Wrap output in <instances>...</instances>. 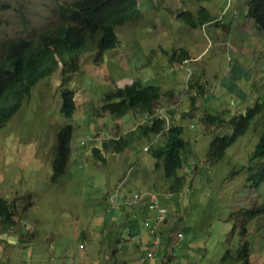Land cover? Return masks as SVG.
Segmentation results:
<instances>
[{
    "label": "rangeland",
    "instance_id": "obj_1",
    "mask_svg": "<svg viewBox=\"0 0 264 264\" xmlns=\"http://www.w3.org/2000/svg\"><path fill=\"white\" fill-rule=\"evenodd\" d=\"M74 1L0 0V57L9 41L35 39L53 27L60 7ZM234 1L237 16H221L228 0H139L142 18L116 27L115 50L107 51L100 62L95 48L79 55L80 69L68 85L76 94L73 120L60 111L62 65L34 87L31 98L0 129V198L17 205V227L0 231V264H82L83 258L86 264H104L113 255L122 264H141L147 248L141 253L130 231L149 235L145 222L153 223L155 212L144 205L131 211L121 203L122 195L143 192L157 196L168 210L165 223L156 228L167 247L163 243L161 252L143 264H240L244 242L250 263H264V216L251 220L242 237L237 214L264 202V183L253 187L252 179L260 161H250L264 131V112L222 161L211 164L206 158L213 137L232 134L227 123L231 118L264 103V32H237L245 19V1ZM201 6L209 9L210 18L221 16L219 26L192 29L177 19L179 12H195ZM248 45L256 47L254 62L244 56ZM160 47L169 53L181 47L188 54V84L187 71L177 69ZM135 80L165 90L157 108L176 105L168 117L183 128L182 138L191 144L179 171L185 182L177 193L170 190L163 166L157 169V161L145 150L150 146L146 140L136 136L123 153L103 152L105 162L92 155L104 141L137 132L144 124L139 113L119 121L101 110L105 94ZM190 111L192 117H186ZM210 114L219 115L223 124H204ZM67 123L74 126L70 161L64 177L53 184L56 137ZM161 142L163 137L158 145ZM184 231L189 234L179 239Z\"/></svg>",
    "mask_w": 264,
    "mask_h": 264
},
{
    "label": "trees",
    "instance_id": "obj_2",
    "mask_svg": "<svg viewBox=\"0 0 264 264\" xmlns=\"http://www.w3.org/2000/svg\"><path fill=\"white\" fill-rule=\"evenodd\" d=\"M246 5L248 7L246 17L254 20L258 30L264 32V0H246ZM205 11L203 8L200 9L196 19L189 11L179 13L178 17L188 25L198 27L212 21L209 15L205 17L206 19L204 18ZM140 18L142 14L138 10V0H76L68 5H62L58 13L59 22L37 38H17L9 41L0 57V129L20 111L24 101L31 97L33 88L41 80L53 75L60 64H62L60 111L66 120H73L76 111L75 92L68 85L73 80V75L80 69L79 55L95 47L98 49L96 61H100L103 54L115 48L119 42L114 28ZM244 20L236 29L242 36L248 30L253 33V29ZM234 45L239 51V45L235 43ZM246 50L244 56L251 57L249 60L254 62L256 47L248 45ZM185 53L184 51L174 52L172 57L183 60L188 55ZM163 95L160 88L144 86L137 80L105 94L101 110L114 119L120 120L129 113L151 114V118L139 126L137 132L132 131L121 137L104 141L99 148L92 150V155L95 159L105 162L103 152L123 153L132 147L136 136L137 140H146L150 143V146L146 147L147 153H150L157 161V169L163 166L165 177L171 183L170 190L177 193L185 182V177L181 176L179 171L183 168L186 157L191 153V144L182 138L183 128L175 124L173 119L170 121L167 114L169 110L161 108L160 112H155ZM191 112H188L186 117H192ZM263 112L264 103L257 102L244 114L231 118L227 123L231 127L232 134H218L212 138L206 152L208 161L211 164L222 161L228 148L248 132L254 119ZM223 122L219 115H208L203 119L206 125H222ZM73 134L72 123L64 125L57 134L52 166L53 175L50 180L53 184L60 182L66 173L71 156ZM157 137L158 141L153 143ZM161 137L164 138V142L158 145ZM250 161L251 163L260 161L257 173L252 175L253 187H258L264 183V131L259 137ZM16 209L15 201L8 202L0 198V231L2 233L10 232L17 227V221L14 218ZM237 214L242 218L240 236L244 237L247 234V224L257 217L264 216V202L260 206L240 210ZM153 220L152 224L155 223L156 218ZM149 238L153 240L154 236L149 233ZM151 249L155 250V254L159 252L156 246H151ZM168 254L166 249L165 256L169 260ZM228 256L227 253L225 258ZM238 259L241 261L240 264H251L246 242L239 250ZM147 260L150 259H145Z\"/></svg>",
    "mask_w": 264,
    "mask_h": 264
},
{
    "label": "clouds",
    "instance_id": "obj_3",
    "mask_svg": "<svg viewBox=\"0 0 264 264\" xmlns=\"http://www.w3.org/2000/svg\"><path fill=\"white\" fill-rule=\"evenodd\" d=\"M195 1V0H194ZM229 1V4H228V6L226 7V8H224L223 10H222V12H221V16H224L225 14H229L230 12H232V14L233 15H235V16H237V14L239 13V9L236 7V1H234L233 2V0H228ZM245 1V3H244V7H246L247 8V11H248V7H247V5H246V0H244ZM196 2H198V1H196ZM203 2H206V1H203ZM199 3H201V2H199ZM138 5H139V0H138ZM244 7H243V9H244ZM205 9L206 11H205V13H204V18L205 17H207V15H209V11L207 10V7H203V6H201L198 10H196L195 12H192L191 11V13L194 15V18L196 19L197 18V15H198V13H199V10L200 9ZM231 8H233L235 11H236V13H233V11H230L231 10ZM138 10H139V8H138ZM245 10V9H244ZM140 11V10H139ZM247 11H246V16H247ZM181 12H183V11H181ZM181 12H179V13H181ZM190 12V11H189ZM178 13V14H179ZM142 14V13H141ZM178 14H177V17H178ZM221 16L220 17H215L213 14L211 15V19H212V21L211 22H209V23H207V24H203V25H200V26H198V27H202V28H205V27H210V26H212V25H216V23H218L217 21H221L222 22V18H221ZM247 18V17H246ZM179 21L181 20L182 22H184L182 19H180L179 17L177 18ZM206 19V18H205ZM249 19V18H248ZM251 20V19H250ZM208 21V20H207ZM206 21V22H207ZM253 22H254V24H255V21L254 20H252ZM58 22H59V19H58ZM216 22V23H215ZM185 23V22H184ZM187 26H189L190 28H192V29H196V28H198V27H192V26H190V25H188L187 23H185ZM126 25V24H125ZM256 25V24H255ZM124 26V25H123ZM116 27H121V26H116ZM116 27L114 28L115 29V33H116V35H117V32H116ZM256 28H257V26H256ZM253 31H254V29H253ZM259 35H262L263 34V32L262 31H259L258 30V28H257V31H256ZM188 35H189V33H188ZM263 36H264V34H263ZM117 37H118V35H117ZM118 40H119V38H118ZM118 44H119V42H118ZM118 44H117V46H118ZM117 46L115 47V48H113V50H115L116 48H117ZM92 48H95V47H92ZM91 48V49H92ZM95 49H97V48H95ZM110 50H112V49H110ZM160 50L161 51H163L164 52V54L165 55H167L168 57H170V61L171 62H173V65H175L176 66V68L177 69H179V70H185V71H187V79H186V83L188 84L189 83V81H190V78H191V76H192V73H191V71L189 70V68H188V65L190 64L189 63V60H190V58L189 57H185L183 60H181V59H179V57H176V58H174L173 59V54H174V52H180V51H183V48H181V47H175V49L171 52V53H169V50H167V49H165V48H163V47H160ZM107 51H109V50H107ZM106 51V52H107ZM105 52V53H106ZM105 53L103 54V57H102V59L100 60V61H102L103 60V58H104V55H105ZM168 53V54H167ZM84 54V53H83ZM97 54H98V49H97V53H96V56H97ZM177 56V55H176ZM256 56V55H255ZM192 60V59H191ZM99 61V62H100ZM176 62H178L179 64H177ZM60 65H62V64H60ZM59 65V66H60ZM174 67V66H173ZM172 67V68H173ZM59 69V68H58ZM57 72V71H56ZM52 76V75H51ZM44 80V79H43ZM42 81V80H41ZM62 82V81H61ZM142 82V81H141ZM127 85V84H126ZM144 85V84H143ZM145 86V85H144ZM34 89V88H33ZM187 91H188V86L187 87H185V89L183 90V92H182V95L180 96V97H178V99L180 100V99H183V97H184V95L187 93ZM163 92V94H164V91H162ZM32 95V94H31ZM61 95V94H60ZM76 95V94H75ZM31 98V97H30ZM30 98H28V99H30ZM162 98H163V96H162ZM161 98V99H162ZM28 99H26L25 101H27ZM24 101V102H25ZM75 102H76V100H75ZM24 104V103H23ZM62 106V105H61ZM102 108V107H101ZM165 109V108H164ZM76 110H77V105H76ZM160 110H161V108H156L155 109V112H157V111H159L160 112ZM168 110V109H167ZM76 112V111H75ZM109 115V114H108ZM211 115V114H210ZM151 118V114H145L144 115V120H145V122L146 121H148L149 119ZM117 120H119V119H117ZM120 121V120H119ZM144 122V123H145ZM60 131V130H59ZM157 136H159V135H157ZM56 139H57V137H56ZM156 141H158V137H157V139L156 140H154V142L153 143H155ZM145 150L147 151V149L145 148ZM144 193H150V192H143L142 194H144ZM137 194H139V193H137ZM152 194V193H151ZM131 196H133V195H130L129 197H131ZM158 198V197H157ZM168 211V210H167ZM155 216H156V214H155Z\"/></svg>",
    "mask_w": 264,
    "mask_h": 264
},
{
    "label": "crops",
    "instance_id": "obj_4",
    "mask_svg": "<svg viewBox=\"0 0 264 264\" xmlns=\"http://www.w3.org/2000/svg\"><path fill=\"white\" fill-rule=\"evenodd\" d=\"M244 9H245V22L247 23V24H249L250 25V27L252 28V29H254V31L256 32L257 31V28H256V25L254 24V22L252 21V20H250V19H248V18H246V11H247V8L246 7H244ZM207 10L209 11V9L207 8ZM230 11H233V13H236V11L233 9V8H231V10ZM212 15V14H211ZM204 53V52H203ZM202 53V54H203ZM255 58V57H254ZM165 91V90H164ZM162 100V99H161ZM161 100H160V102H161ZM183 99H180V101H182ZM176 107V105H172L171 107H168V110H171V109H174ZM198 112L196 111L194 114H197ZM125 197H129V196H127V195H122V200H123V202L121 203V204H124L125 203V201H124V198ZM152 201H151V199L150 198H148L147 199V197H145V198H143L141 201H139V202H137V203H135V204H133L132 206H130V205H128V207H129V210H131V211H134L137 207H140V206H142L143 207V205H144V207H145V209H150L151 210V206H152ZM160 204V203H159ZM161 207H164V206H162V205H160ZM121 208L122 209V205H119V206H117V208ZM116 208V209H117ZM165 208V207H164ZM153 210V209H152ZM155 212V211H154ZM155 214H156V212H155ZM153 218H155V215L153 216ZM163 223H165V222H163ZM146 224H148V225H151L152 223H149V221H146L145 222V229H147V227H146ZM147 231H148V229H147ZM183 234V238H179V239H184L188 234H187V231H184V232H179L178 234ZM130 238L131 239H133L134 241H135V243H136V246H137V248L140 250V252L142 253V251L144 250V248L146 247L147 248V252H146V254L147 253H149L150 251H152V249H151V246H158V248H160V250H159V252H161V249L163 248L162 246H163V243H164V241L162 240V237H160L159 236V243L157 244V245H155L154 244V241H155V239H153V240H151L150 238H149V235L147 234L145 237H143L140 233H138V232H134V231H130ZM167 241V240H166ZM165 241V242H166ZM145 243H146V245H145ZM167 243H168V241H167ZM164 245H165V247H167V245L164 243ZM164 247V248H165ZM153 251H155V250H153ZM120 259V257H118V256H112V257H109L107 260H105V261H110V263H104V264H122V262L119 260ZM81 262H82V264H86L87 263V258H83L82 260H81ZM103 262H104V260H103ZM103 262L101 263V264H103ZM146 262V261H145ZM141 264H142V262H140ZM123 264H132L131 262H129V261H124V263ZM135 264H136V262H135ZM145 264V263H144Z\"/></svg>",
    "mask_w": 264,
    "mask_h": 264
},
{
    "label": "built area",
    "instance_id": "obj_5",
    "mask_svg": "<svg viewBox=\"0 0 264 264\" xmlns=\"http://www.w3.org/2000/svg\"><path fill=\"white\" fill-rule=\"evenodd\" d=\"M147 197L151 199V201L153 202L152 203V206H151V209H153L155 212H156V221H155V224L154 225H148L146 224V227L147 229L149 230V233L151 234V236H154V244L157 245L159 243V236L157 235L156 233V228H157V225H159L160 223H163L165 222V219L167 217V209L164 208V207H161L160 204H159V200L157 198V196H155L154 194H151V193H144V194H134L133 196L131 197H125L124 198V201H125V204L126 205H130L132 206L133 204L141 201L143 198ZM113 202V201H112ZM113 207L114 208H117V205H115L113 203ZM178 237L179 238H183V234H178ZM158 247V246H156ZM80 248H83V245L80 246ZM154 254H155V251H150L149 253H147L146 257L145 258H142L141 257V260L140 262H143L145 259H151L154 257Z\"/></svg>",
    "mask_w": 264,
    "mask_h": 264
}]
</instances>
